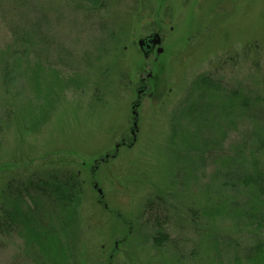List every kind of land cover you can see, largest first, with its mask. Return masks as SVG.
<instances>
[{
  "label": "rangeland",
  "instance_id": "374dc122",
  "mask_svg": "<svg viewBox=\"0 0 264 264\" xmlns=\"http://www.w3.org/2000/svg\"><path fill=\"white\" fill-rule=\"evenodd\" d=\"M233 90L256 116L222 138ZM257 134L264 0H0V217L35 212L32 179L77 182L55 216L36 201L42 244L0 233V264H264ZM245 143L258 187L232 189Z\"/></svg>",
  "mask_w": 264,
  "mask_h": 264
},
{
  "label": "trees",
  "instance_id": "16d2710c",
  "mask_svg": "<svg viewBox=\"0 0 264 264\" xmlns=\"http://www.w3.org/2000/svg\"><path fill=\"white\" fill-rule=\"evenodd\" d=\"M207 79V77H204V81ZM201 83H204L203 81ZM210 83V82H209ZM238 91L237 90H233L230 94H233V118L231 119L230 115H228L229 117L226 119L221 120V127H222V134L221 137L224 138L223 136L226 135V131L228 129V127H233V130H235L239 125L241 124L245 119H252L253 116H256V114L254 113V108L250 107V104L246 103V98H244V100H242L241 98H238ZM225 97V96H224ZM204 98V97H203ZM220 131V130H219ZM257 137L260 138L259 141H256V139H252L253 144H256V153L260 152L263 150L264 148V137H261V135L257 134ZM248 145L247 143L245 144H240V146H238V149H236V153L233 154V159H231L230 162L227 163V165H229L231 168H233V170L231 171V173L229 171H227L225 173V182L229 181V179L233 180V188H236L237 186L241 185V186H246L248 187L250 184L254 185L256 187H258V183H259V178L258 175L255 174H249L248 171V167L249 164L247 161H245V146ZM251 147V146H250ZM255 150V149H251L250 151ZM252 154V153H251ZM254 155V153L252 154ZM254 163V161L252 162ZM249 164V165H248ZM258 172V171H256ZM38 181H34L33 179L26 185V187L24 190V194L26 196H30V199H36L33 202V206H34V210L35 212H33V210H31V207H26L25 203L23 201V209L21 210H16L14 212H11L10 210H5L3 212V215H1L0 217V233L6 235L7 233H9V228L12 227L14 229V225L18 224L22 225V221H24V224L29 225V227H31V230L34 231V237L39 241V244L43 243L42 237H41V225H40V219L38 216V207L43 205L46 201H49V211L52 210L51 213V217L54 215H56V213H58L56 209V205H60V208H63L64 206H66L67 204L70 203L74 204L75 203V194L77 192L76 191V186H77V182L74 183H60L58 182V185L56 186H51L50 185V191L48 192L45 188L46 186L40 187V184L37 183ZM49 184V183H47ZM228 184V182H227ZM31 193V194H30ZM24 195V196H25ZM40 197V198H39ZM38 198V199H37ZM45 198H47L48 200H46ZM37 200H41V205H39L36 201ZM45 201V202H44ZM236 215H238L235 212ZM233 218V215H231ZM241 217H243L242 215H239ZM238 218H241L239 217ZM15 223V224H14ZM260 225V224H259ZM258 225V226H259ZM39 235V237H38ZM154 241L155 242H159L158 237L154 236ZM36 240V241H37ZM37 241V242H38Z\"/></svg>",
  "mask_w": 264,
  "mask_h": 264
},
{
  "label": "water",
  "instance_id": "95a60500",
  "mask_svg": "<svg viewBox=\"0 0 264 264\" xmlns=\"http://www.w3.org/2000/svg\"><path fill=\"white\" fill-rule=\"evenodd\" d=\"M158 44H160V36L158 33H151L150 35L138 40V46L143 54L142 56L145 58L151 56L155 46ZM156 52L157 54H160L162 49L157 48ZM134 126L136 127V122L134 123ZM98 192L101 193V190H98Z\"/></svg>",
  "mask_w": 264,
  "mask_h": 264
},
{
  "label": "flooded vegetation",
  "instance_id": "af4514ba",
  "mask_svg": "<svg viewBox=\"0 0 264 264\" xmlns=\"http://www.w3.org/2000/svg\"><path fill=\"white\" fill-rule=\"evenodd\" d=\"M154 50H155V49H154ZM141 93L143 94V93H144V90L141 89V90L139 91V94H141ZM136 105H137V104H135L133 107H137Z\"/></svg>",
  "mask_w": 264,
  "mask_h": 264
}]
</instances>
